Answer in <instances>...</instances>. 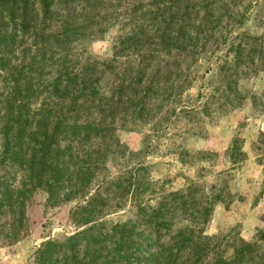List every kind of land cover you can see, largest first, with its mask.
<instances>
[{
  "label": "rangeland",
  "instance_id": "rangeland-1",
  "mask_svg": "<svg viewBox=\"0 0 264 264\" xmlns=\"http://www.w3.org/2000/svg\"><path fill=\"white\" fill-rule=\"evenodd\" d=\"M181 3L173 30L176 0H74V41L35 58L24 45L27 65L46 64L34 65L41 80L88 74L101 111L78 118L100 129L63 139L65 186L24 188L22 220L20 203L0 212V264H35L48 242L100 221L129 230L139 264H264V0ZM3 148L0 133V160ZM2 181L21 187L22 172L0 163Z\"/></svg>",
  "mask_w": 264,
  "mask_h": 264
},
{
  "label": "trees",
  "instance_id": "trees-1",
  "mask_svg": "<svg viewBox=\"0 0 264 264\" xmlns=\"http://www.w3.org/2000/svg\"><path fill=\"white\" fill-rule=\"evenodd\" d=\"M176 1L180 4L176 5L177 14L172 21H180V24L171 23L173 30L183 26L182 18L189 7H183L181 2L184 0ZM73 2L0 0V80H12L11 87L5 95L0 96V101L5 104L0 115L4 145L0 163L11 161L18 166L23 178L22 186L17 188L11 185L3 187L4 182H0V212L7 206L14 207L16 203H20L22 212L24 200L21 196L33 187L46 186L53 194L56 185L65 186L72 178L70 156L73 157V154L67 156L63 139L100 129L97 118L84 122L78 118L90 109H95L93 114L101 111L98 109L102 105L101 97L97 87L88 82L91 78H87V73L83 75L76 69L68 73L67 67L64 71L58 70L52 78L43 77L41 80L33 72L37 71L34 65L42 69L43 75L46 64L35 59L34 63H25L29 57L28 51H33L24 46L29 40L33 42L28 45L36 48L32 58L37 57L36 50L46 51L47 46L63 50L69 42L74 41L80 25L73 18ZM174 77L177 78V75ZM41 95L46 97L39 102ZM73 114L77 115V119H72ZM68 170L70 173L64 177V171ZM168 210L166 204H161L152 216L163 217ZM91 214L93 211H88L87 215ZM23 217L22 212L21 220ZM92 220L85 215L80 218L81 222ZM103 224V221L95 222L90 228L63 240L48 242L46 248L40 250L35 264H139L140 256L134 248L135 239L132 234H126L129 230L116 225L105 233L101 230ZM180 234L179 242L191 239L187 231ZM103 243L109 248L106 255L102 252Z\"/></svg>",
  "mask_w": 264,
  "mask_h": 264
}]
</instances>
